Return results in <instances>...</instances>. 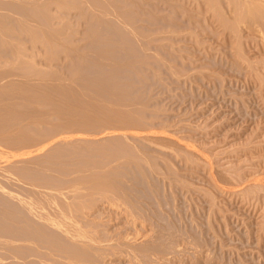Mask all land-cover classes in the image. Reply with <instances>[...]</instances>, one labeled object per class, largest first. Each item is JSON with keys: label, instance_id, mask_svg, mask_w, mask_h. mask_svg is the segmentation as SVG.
<instances>
[{"label": "rangeland", "instance_id": "1", "mask_svg": "<svg viewBox=\"0 0 264 264\" xmlns=\"http://www.w3.org/2000/svg\"><path fill=\"white\" fill-rule=\"evenodd\" d=\"M2 1L5 3L7 1V3L9 2V4H10V2H12V4H15V5H17L16 4V2H17L18 4H21L19 6L20 9L28 1L29 2H33V1L37 2L35 0H33V1H31V0H27V1H24V0H16V1H14V0H10V1L9 0H2ZM13 1H14V3H13ZM43 1L44 2L46 1V3H44V5L42 4L41 5L42 7L38 6L39 9L40 8L42 9L43 6H46L45 4H48L50 2L49 0H42L40 2L43 3ZM47 1H49V2H47ZM53 1L54 2L56 1L58 3L60 0H58V1L53 0ZM53 1L51 0L50 3H52ZM66 1H68V4L70 3V5H74V2H76L75 0H72L73 1V4H72L71 1H69V0H66ZM78 1L81 2V1H85V0H77V2ZM86 1H88V3H90V4L92 2V0H86ZM93 1L94 2L97 1V4L94 3L95 7H96V5L97 6L101 5V6H99V8L102 7L101 10H104L103 7L107 8V6H108L107 4H109L108 7L111 8L110 9L111 11H109L107 15H105L106 13L105 14L103 13V15L105 16V19L102 16L101 20L104 19L108 23V25H110V27H111L110 23L112 22V24H113L112 28H110L109 26H106L107 23L104 24L103 23L104 20L102 21L104 26L103 25L101 26L99 24V26H101V27H99V28L96 27V24L93 23V21L91 20V17L94 16V14H95V16H94V18H95L96 16L102 14L101 13L102 11L101 10H100L101 12L97 11V12H99L98 15H97V13H94L97 9L99 10V8L97 7V9H92L93 10V12H92L89 8L93 5V3L91 6L89 4L90 7H88V5L86 6V4H84V6L88 7L89 10L87 8L86 9L82 8V6H83L82 4L84 2L80 3L81 4L80 9L83 10V13H84V11H85V13L87 12V14H86L87 17H85L86 16L85 13L82 14V10H79V7L74 6L79 11H81V13L78 10H76V8L69 7L70 5H67L69 9H67V8L65 9L64 7L61 8L59 5L55 4L56 3L55 2V3H53V5L51 4L49 8H48L49 4L47 5L48 12L45 11V14L49 13V9L53 10L54 14L52 12V14H53L52 17H55V15H56V17H55L56 20L54 18H53V20H52V18H50L51 14L45 15L42 13L43 15H45V17L43 19V16L40 15L41 12H43L41 9H40V11H41L40 14H38L39 18L37 16L36 17L37 20L35 19V17H33V19H35L37 22H39V21L41 22L45 19L46 20L48 19V21H49V18L51 20L50 22H52V23L54 21H56V22H54V24H56V25H53L50 22L48 23L50 25H48V24L44 25V26H48V27H50L52 25L53 26V27L51 26L52 31L54 29L56 30V28H54V27H57V29L59 27V30L61 32L63 31L64 28L66 29L65 32H68L69 30L75 31L74 33L72 32V34H73L72 36L70 34H67V33H66L67 36L65 34L61 35V33H60V35H61L60 38H63L62 36H64V35L66 37H68V35L71 36L70 38L69 37L66 38L64 36V38H66L68 41L70 39V41L73 44L77 43V46L78 47L80 46L79 48H81L83 46L85 47L86 45H89V43L85 44V42L89 41V40L88 41L86 40V36H88V34L90 33L88 30L89 28L93 27L92 29H94V26H95L96 29H98L97 31H101V29L104 28V29H102L101 34L98 33L97 31L95 32V30H94L95 34L98 33L100 35V36H98V34L96 35V40H98L97 37H100V38L104 37V39H103L104 43L102 42V44H99L100 43L99 42L97 44V45H101V46H97V45L92 46L93 44L95 45L96 44L95 42H98L100 39L98 41L94 42L93 40H95L94 39L95 36H93L94 37L93 38L91 35H89L90 38L91 37L93 38V40L91 39L93 43L90 40V44L92 43L90 50L95 49V51H96V50H98V47H100L97 52L100 51L99 54L101 53V55H102L104 50H106V52H104V53L107 54L108 51L113 53V51H114L113 49L116 48L115 53H113V55L111 53H109L110 57L108 59L113 58V60L112 59L111 60L114 62V64H117V66L119 64V66H120L118 68L114 67L116 70V73L120 74V77H117L119 75L115 74V70H114V74H115L114 76L117 75L115 79L117 81H119L120 83H122V84H120L118 82L120 85L123 86L124 83H125V85L123 86L124 91L121 92L123 89H121V90L118 89V93L121 92V94H124V92L127 90V92H125L126 94L129 93L130 94V95L128 94L129 96L132 97V95H133L136 100H138V101L141 100L140 102H142V103H140L139 106H141V104L145 105V103H147L146 106H148V107H146V106H144V107L147 108V110L149 109L148 111H151V113L147 112V115H145L146 111L144 112L143 107H142L141 110L143 112H141V110H140V112L145 117L143 119H145V121L147 120L148 124L151 122V128H153L152 130L155 129V130H157L156 131L157 133H160L161 142H163L166 147L170 145V147H173V148H169V147L166 148L164 146L160 147L159 145L154 146L151 144L149 146H146L145 143H142L145 145L144 146V145L140 144L141 142H139V141H136L134 139L131 140L130 139L131 137H129L130 141H132L130 143L133 144V147H131V149H129L130 143H126L129 140L128 138H127V140H124L125 138L122 137L123 140L126 142L121 141L120 138L116 139L117 136H116V138H113L117 141L113 140V142H111L112 139H110L109 136L106 137L108 139L106 141H105V139L99 140L101 142L104 141L103 143L106 142L109 146H110V144H109V142H107L109 140L111 143L116 142L117 145L121 141V144L123 143L125 148L127 147L126 152H127V149H129L128 152L130 151L129 152L130 154L127 152L129 154V156L133 155L132 158H130L128 155L126 156V153L124 151H122L123 146L119 147V150L122 148L121 153L124 152V153H122V157L126 156V157H128L129 160L130 159L133 160L134 155H136V154H135V152L131 153V151L137 147H138L137 149L139 151L136 153L139 154V152H140L144 156L143 157L144 159L146 157V159L143 160L140 158L141 154H139L140 155L139 158L137 157L138 156V154H137L136 157L138 159H136V157L134 158V160H136L135 163H134V161L131 164L128 163L129 166H125V168L120 167L121 170H119L117 168L121 165L122 166L127 165L126 163L124 165L122 163L123 161H126L127 158H126V160L121 159L122 160L120 162L121 165L118 164L119 166H117V167L115 166V164L114 165L112 164L113 162L111 164L114 167H112V165L110 163H109L110 166H108V164H106L108 169L106 168V166H105V169L108 172L110 171L109 169H111V168L113 169L115 167H116L115 169L119 170L118 172H116L117 170L113 169V170H115L114 172L117 174H115L113 171H110L111 173L112 172L114 173V175L112 174V176L117 178L115 181V184L113 185L114 186L113 188L118 192V194H116L114 197L112 196V193H116V191L111 192L110 193L111 195L109 194V196H112V198H115V201L117 200L115 202L116 204H114V206H113V204L109 203V202H111L110 200H107V198L109 199L111 197L108 196L102 200L100 197L101 194H99V193H96V194L94 193V195H93V193H91L92 194L91 195L90 193H88L86 191L85 192L82 191L84 194H81V196L78 195L80 197L76 196L77 199H79L77 201L80 202L82 200L80 202V204L83 205L82 207H84V209L83 210L81 209V211H83V213L85 212L88 214V216L86 215V220H87V217H90L91 219L88 218L89 222L91 220V223H92V221L95 220L94 221L95 224L98 225L97 226L98 228L96 227L97 228V232H96L97 235L96 236L103 235L102 239L106 237V239H104V240L107 242H104V244L106 243L107 245L105 244L106 245L105 246L103 244L104 246L103 245L102 246L104 248L101 246L105 250V252L102 253L103 249L100 248V249H102V251L99 254L98 253L99 251L97 252L96 249H94V250H96V252L91 250V249L96 248V247H93V246L89 247L91 245H89V246L86 245V247H88L89 249L91 248L90 251L89 252L85 251V249H87V248H84L85 246L84 247L81 246L82 248H84V250L81 249V253H79L80 251H78V253H79L78 254L76 252L79 249H78V247L76 248V245L75 246L71 245L70 241L63 239L65 237H63L61 234H58V235L54 234V233H58V232L52 231L53 232L52 233L51 232L52 229L50 230V228H48V230L50 232H46L48 234L47 240H49V236H50V237H52V238H50V240L52 239L53 241L52 240L48 241L47 245L48 246L49 245L50 246L56 245L57 247L55 246V248H57V249H61V247H62V249L64 247L72 249L68 252V255H69V253L70 254L73 253V255L75 254L76 256L78 255L79 259L77 257L76 258L78 260H80L78 262V260L76 259L77 261L76 260L75 261L77 263L73 260L74 261L73 264H75V263L76 264H264V49H263L264 46L262 45L263 43H261V42L259 43L258 42L259 40L256 41V39L252 40L255 37L247 29H244L245 33H247V34L241 33V31H240L239 33H241V36H240V34H239V36L242 37V38L239 37L240 41H241L240 45L242 44V46H240V47H242V51H243V52L242 51L241 52L244 53V56L240 55V57L242 56L243 59L246 58V61L242 62L243 61L242 58L239 57V54H242V53H240L239 52L240 50L237 49V46L234 45V44H236V42L233 41V39H235V37H232V36H234V35H232L234 33H232V34L230 33L231 30L229 31V29H228L229 27L227 28L228 30H225V29H222L223 27H220L222 25H219L220 21L218 20L217 17H219L220 14H222V11H224V12L228 11L227 10L228 6L226 5V3H224V0L222 1L223 4L220 3V6H219L221 9V13L216 12L217 10L219 11V8L217 7L219 2L218 1L215 2V0H209L210 2L208 0H198L200 3L197 0H157V1L156 0H139V1L135 0L136 2L133 0H127V2L125 0L124 1L122 0V3L125 5H122L120 3L121 0H119V1L118 0H108V1L107 0H105V1L99 0L100 2L98 0H93ZM116 1H117V3H116ZM140 1H142V2H140ZM23 2H25V3H23ZM38 2L35 4L40 5V4H38ZM77 2H76V4H77ZM104 2L105 3L108 2V3L105 4ZM143 2H145V3H143ZM85 3H87V2H85ZM115 3H116V5H115ZM136 3H138V4L141 3L142 4L141 8L139 7L140 5L139 6L136 5ZM26 4H28V3H26ZM29 4L31 5V3H29ZM132 4H134L136 7L138 6L139 8L138 7L135 8V6ZM143 4H144V6H143ZM153 4H154V6H153ZM162 4L164 7L162 6ZM30 5H26V8L28 6L30 7ZM32 5H33V3H32ZM148 5H149V7H148ZM171 5H172V7H171ZM221 5H223V7H224V5L226 6V7H224V8H226L225 9L226 11L223 8H221ZM110 6H112V7H110ZM178 6L180 7V9ZM4 7H5L4 9L2 7V11L3 10L8 11L9 8L7 9V5L6 6L4 5ZM17 7H18V5H17ZM132 7H134V9ZM159 7H161V8H159ZM14 8H16V6ZM14 8H12L13 9L12 11L16 12V9H14ZM164 8H165V10H164ZM166 8L169 10V15H166V14H168V12H165V11H168V10H166ZM210 8L211 9L215 8V9H212V11H210ZM55 9L59 10V12L60 11L63 12V10H64L63 13L60 12L61 14H59L62 16L61 19H60L59 15L57 16L58 13L56 12L57 10H55ZM108 9H107V11H108ZM123 9L126 11L128 10L131 13H135V12L140 13V14H136V13L131 14V17H130V19L132 17H134L133 20L135 21L137 19V22L139 21V23H137V22L135 23L132 20V22H134V24H132V22H131V24H128V25H130L131 30L137 29V28H134V26L138 27V30L140 29L139 32L137 30L135 31V33L138 32L137 34H140L143 31V29H146L149 32V30L152 29L153 26L155 25L154 23H156V25H155L156 27L154 26L153 30H155V28H159L163 24H166L168 21L172 22L171 18L173 16L174 17L172 19H175V20H173V22L174 21L177 22L176 19L177 20L179 19L180 21H178L176 23V24H178L179 22H181V23H179V26L178 25L176 26L173 23H172V25H174V26H171L170 25L171 23L170 24L167 23L166 24L167 27H166V25L165 26L163 25L164 27H166L165 28L166 31H165V29H162L165 32H163L162 30H161V32L166 33L168 25H169V27H172L173 30H176L174 33L171 34L172 37L174 38L178 32H179L178 35H180V30H181L182 31V35L180 36L181 38L177 36V37H175L176 39H173V38H171V35H170L169 37L172 40L168 36H167L168 40H166V35L170 34V31H168L169 33L167 32L166 35L165 34L163 35V36H165L164 37L165 40H164V38L160 39L161 37H163L161 35V32H160V34L158 33L159 35H161L160 38H158V36H157L158 34H154V32L157 33V31H159L157 29L155 31H152V30L150 31V32H153L152 35L153 34L156 35V38L154 36L150 37V38H152V39L154 38L153 40H155V41H156V39L157 40L160 39L159 41L164 40V41L168 42V44L166 42H165V44H164V42H162V44H161L159 41H156L153 43V42H151L153 40H149L150 39L149 37L147 40V41H150V44H152L153 47L155 46V43H157L156 45H159V47L161 44L162 47H160V49H163V48L165 49V46L167 45V47H166L167 51H165V52L168 53L170 50V52H169L170 54L171 53H173V54L176 53V54L175 55L172 54V56L170 57L169 53L168 54L165 53V57H164V51L161 50L160 52L162 53V56L164 58L162 56H160L163 59V60H161V58L158 55L157 57L160 58V60H159L157 57H155L156 55L155 56L153 55L156 52L152 54V53H148L146 51V50H148L149 52L154 51V49H150V48H152V46L151 45L148 46L149 45V43H148L147 46L149 47V49H146L147 48L146 46H142L143 48L145 47L144 51L147 52V54H145L146 52L144 54L145 55L149 54V57L152 58V60L155 63H157L158 66L157 65L152 66V68H151L148 65H151V64L155 65V63H153V61L149 63V61L143 60L142 56H141V59L140 58L136 59L137 56L133 57V54L138 55V57H140L139 56L140 52L137 50H139L142 47L139 44L138 45L140 47H137L138 45L135 46L137 44L135 42H137V41H133V40H136V38L139 37V40L141 41L142 38L140 35H143L145 40H146L147 39L146 36H148V35L145 36L144 33H147V31L145 30V32L143 31L142 34L137 35L138 37H136V35L132 34V32H134V31L130 32L132 34V36H127V35H129L128 32L130 31L129 28L127 29L128 25L125 28L123 27L124 29L122 30L123 33H124V31H126L124 33L126 38H124L122 36L123 34L120 33L121 30L119 29V34H121L120 36H122L124 38V41L122 40L123 42L121 41L122 42V43H120L121 45L118 44V46L115 47V45H117V44L115 43V45H114V42L112 43V41L114 38L117 37V39H118L117 43H119L120 36L118 38L117 31L115 30L116 25H114L115 22L113 23L114 19L110 16H112L111 14L113 12L118 11L120 13V10L122 11ZM142 9H144V10L147 9L148 11L149 10L152 11V9H153L154 12L150 11L153 15L157 12L156 15H154V16L151 15L153 21H156V20H154L155 17H157L156 19H158L159 17L161 18V16L164 14H165L164 16H168L169 18L167 17L165 19L164 16H162V19L164 18L166 20L164 22H166V23H164L163 21H162L163 22L162 23L160 21L162 23L160 25V23L158 21L153 22L152 20H150V18H148L149 17L148 15H146L147 17L145 18V14L144 15L142 14L143 13ZM21 10H25L24 7ZM21 10H19L18 13ZM51 10H50V13H51ZM105 10H104V12H105ZM112 10H114V11L112 12ZM162 10H163V12H162ZM207 10L210 13L212 12L211 14H213V12H214L213 10H215L216 15L213 14L214 18L211 16V14H209V12ZM5 11H3V12L6 13ZM126 11H124V13H122V15L118 14L117 15L118 17L121 16L119 18L117 16H114L115 13H113L114 18H116L115 19L116 24L119 21V19H121V20L123 19V21H127V19L129 20V16H130L129 14L130 13L128 12L129 14H127V13H125ZM146 11L144 13H146ZM174 11H175V14L172 15ZM110 12H112V13L109 14ZM159 12L160 13L162 12L161 13L162 15ZM185 12L186 13L189 12V13H187L188 15ZM91 13L93 15L90 17ZM18 15H20V13ZM136 15H138V16L136 17ZM139 15L144 16V17L143 18L139 17ZM157 15H161V16H157ZM171 15H172V17H171ZM182 15H184V16H182ZM190 15H192V16H190ZM179 16H181V17H179ZM188 16H190V17H188ZM215 16H216L217 20L215 19ZM222 16L224 18L223 14H222ZM187 17H188V19H187ZM26 18L28 20V17H26ZM62 18H64L65 21L66 20H69V21L65 22ZM96 18H95V21H96ZM100 18L98 21H100ZM140 18L144 19L145 21H146V19H149L150 21H152L151 23L154 25L151 26L152 28L151 27L149 28L148 23H146L148 21L145 22ZM160 18L158 20H161ZM225 18H226V16H225ZM168 19H170V20H168ZM35 20L32 23L35 22L36 25H38V26L43 24V23L37 24V22ZM61 20H63L64 22ZM58 21L59 22L61 21V24H59ZM98 21H96L97 24L99 23ZM123 21H120V26H119V23L117 24V28H121L122 26L126 25L127 22H123ZM140 21H143L142 24ZM188 21H190V22L188 23ZM57 22H58V24H57ZM62 22L64 24H62ZM185 22L188 23L189 25H187ZM217 22H218V24H217ZM157 24L160 26H158ZM190 24H192V25H190ZM197 24L200 26H198ZM131 25H134V26L131 27ZM140 25H142V27L143 26L144 27L142 28ZM181 25L184 27V29L182 28ZM60 26H62V27H60ZM63 26H64V28H63ZM66 26L69 27L68 30H67ZM105 26H106V28H105ZM147 26L149 29H147ZM51 27L49 28L50 30H51ZM199 27H200V29H199ZM179 28H180V30H179ZM159 29H161V27ZM173 30L171 32H173ZM244 30L242 32H244ZM150 32L148 34H150ZM174 34H176V35L174 36ZM242 34H244L245 36L243 37ZM249 35L253 38L252 39L249 38L250 37ZM133 36L135 37V39L133 38ZM110 37H112V39H110ZM127 37L128 38L131 37V39L130 38L128 39ZM76 39L77 40L80 39V41L78 40V42H76L75 41ZM125 39L128 42H125L126 41ZM250 39H251V41H256V42L250 43L251 42ZM130 40H132L135 43L134 44L131 41L132 42L131 46L137 47V49L135 51H133L134 50V49H132L133 47L130 46V42H129ZM246 40H247V42H246ZM248 40H249V43H248ZM140 41H138V42L141 44ZM242 41H244V44ZM71 42H69V43H71ZM195 43H197V45ZM257 43H258V46L256 45ZM27 44H28V42H27ZM78 44H81V45H78ZM103 44H105L106 46L105 45L103 46ZM163 44H164V47H163ZM259 44H260V46H259ZM39 45L40 46L38 47V44H37L35 51L37 52V49H39V48H40V50L42 49V52L41 51H38V52H41V55L43 56L45 53V52L43 53L44 49L42 48L41 44H39ZM142 45H144V44H142ZM261 45L263 48L261 47ZM119 46H121V48H119ZM103 47H107V48H103ZM157 47H155V51H157L159 49V48L157 49ZM234 47H236V48H234ZM89 48H90V46H89ZM122 49L125 51H123ZM235 49L239 50L238 54H237V50H235ZM86 50L89 51V49H87V48L82 49L83 52ZM87 51H86V53H88ZM120 51H122V52H120ZM128 51L130 53H128ZM92 52L93 51H90L88 53L89 55H91L90 57L94 56V58H92V59H94L95 61H98V59H100L102 61L103 56L100 55L102 58H99L97 55L98 53L93 52V53H96L95 54V55H97L96 56L97 58H96L94 54L93 55L90 54ZM160 52L158 51L159 54H160ZM62 53L61 54L59 53L60 54L59 55L60 61L57 59L58 61L55 60V62H54V60H53V62L56 65H58L61 62V64H59L60 66L62 64H65L66 67L70 68L71 66L68 63L69 61L65 60L66 59V58H64L65 54L64 53L62 54ZM116 53H117V55H116ZM118 53H122V56L119 57L120 54L118 55ZM127 53L130 54V56L127 55ZM123 54L126 55L124 61H122V59H121L124 57ZM41 55H38L39 57H36V60H38L40 62H44V60H47V62L49 61L48 59H46V56L49 55L48 53H47V55L45 54L44 57H41ZM62 55H64V56H62ZM142 55H143V53H142ZM150 55H152V56H150ZM60 56H61V59H60ZM145 57L147 58L148 56H145ZM149 57L147 59H150ZM156 58L160 61V63H158L159 61L158 62L156 61ZM165 58H166V60H164ZM62 59L64 61H62ZM103 60H105V59L103 58ZM167 60L168 61H171V60L174 61V62H169V64H170L169 66H171V67L175 66L174 68H176V70L178 69L177 70V71H179L178 76L173 77L174 75H177V71L174 70V68H171L168 66ZM76 61H78V59H76L75 62ZM101 61H99L100 66L103 65L102 63H100ZM128 61L130 64H131V62L132 63L134 62L133 65L135 64L137 67H135V65L133 66L132 64L129 65ZM141 61L142 62L145 61L148 64H146L145 62H143V63H145V64H143ZM161 61H166L167 64L165 62H162V64L163 65L166 64V67L168 66L169 69H171L173 73H175V71H176V73L175 74H173L172 72L170 73L168 71V69H166L167 72L165 70H163L166 67L164 65L163 67H165V68L162 69ZM88 62H92V61H88ZM103 62H105V64H106V62H108V61L106 59ZM124 62L126 64L127 63L128 64L123 65V64H125ZM178 62H179V64H178ZM139 63H141V65H139ZM171 63H173V64H171ZM174 63H175V65H174ZM59 65H58V67L61 68L59 70H61L63 72L61 74V76L64 78L67 77V79H68L69 78L67 76L68 74L66 73V76H64V75H65V72H67L69 69L65 68L63 66L60 67ZM62 67L64 69H67V70L63 69L65 71L64 72L62 70ZM91 67L93 68V64L90 66V68ZM96 67H98V65L95 66L94 68H96ZM130 67H132L131 70H133V71H130ZM140 67L142 69H140ZM90 68L89 67L86 68V72L88 71L87 72L88 74H89V71H92L94 69L93 68L90 70ZM154 68H156V69H154ZM97 70H99V69L97 68L96 72H97ZM61 71L60 72L58 71V72L61 73ZM93 71H95V70H93ZM93 71H92V73H93ZM104 71H107V70H104ZM104 71L101 70L99 73H102V72L104 73ZM135 71H136V73H135ZM144 71L145 72L147 71V72L145 73ZM156 71H157V73H156ZM70 72L71 71L69 70L68 73H70ZM107 72L104 74L107 75ZM110 72L112 73V71H109L108 75H111ZM152 72H154V73H152ZM158 72L160 73V75ZM148 73H149V75H148ZM165 74H168V77ZM172 74H173V76H172ZM69 75H72V74H69ZM93 75H95V73H93ZM93 75H91V76H93ZM132 76H133V79H132ZM71 77L73 78V76H71ZM170 77H171V79H170ZM160 78L164 79V81H161L164 84L159 82ZM175 78H176V80H175ZM147 80H149V81H147ZM128 82H130V83H128ZM144 84H145V86H144ZM164 85H165V87H164ZM120 88H122V87H120ZM134 89H137V90H135V92H134ZM131 91H133V92H131ZM138 92H139V95H138ZM135 93H136V96H135ZM134 98L132 99L133 102L130 100H127V101H130L131 107H132V104L136 101V100L134 101ZM145 100H147V101H145ZM150 101H152L153 103ZM138 103H137V105H138ZM134 105H133V108L135 107L136 109L135 108L134 109L137 111L139 106L137 107L136 103ZM131 107H130V109H131ZM133 108H132V111H133ZM135 113H138V111ZM142 114H140V116ZM153 124H155V125H153ZM162 127L163 128L165 127V128L163 129ZM99 136L101 137L102 135H99ZM99 136H98V138H100ZM79 141H81V140H79ZM79 141L74 142V143H76V146L73 145V142H71L72 144H70V145L69 144L63 145V146H67V148L69 146L68 149L66 148V150H67L66 153L64 151L65 149H62V147L60 146V148H61V150H63L65 156H67L68 152H70V154H71V150L73 148L75 149L77 146H78V148L80 147L79 149L81 151V145L80 144L84 143L85 140L82 143L80 142V144H79ZM88 141L85 142L86 145L88 144ZM135 141L138 144L135 143ZM95 142L97 143V141H95ZM101 142L99 144H97V147L100 144L102 145ZM96 143H95V148H96ZM124 143L127 144V146ZM134 143L136 145L135 147H134ZM91 144H94V141H92ZM91 144L89 141V144H88L89 146L88 145L87 146L90 147ZM121 144H120V146H121ZM86 145H82V146H86ZM112 145L113 144H111V146ZM115 145L116 144L114 143V145L112 147L110 146L112 149L108 148L109 146L107 147V149H109V153L106 150L105 153L106 152L108 153L106 155H110V151L113 152V150H114L113 153H115V151L118 150V146L117 145L115 146ZM8 146H9L8 144H5L3 142L0 143L1 148L5 147L3 149V151L6 150V147L8 150L9 149ZM71 147H73V148H71ZM86 147H83V148H86ZM100 147H101V150H103L102 148L106 147V144H105V146L102 145ZM100 147H98L99 149L98 148L97 149L100 150ZM93 148H94V146H93ZM125 148H124V150H125ZM137 149L135 151H137ZM76 150H77V148H76ZM78 150L76 153L79 152ZM83 150L88 151L89 149L88 150L83 149ZM92 150L90 152H91V155L93 156L92 153L93 152L95 153L96 149H94L95 151H93V152H92ZM1 151H0V153H2ZM10 151L12 153V150H10ZM118 151H116V152H118ZM7 152H9V150ZM63 152H61V154H60L61 156L63 155ZM73 152H72V155H73ZM98 152L99 151H97V153ZM100 152H99V154L101 157V155L104 154L103 153L104 150H103L102 154ZM192 152H194V153H192ZM81 153H83V152H81ZM121 153L120 152H118V154L115 153V155H113V156L116 157L117 155H119ZM78 154H80V152ZM84 154H86V153H84ZM84 154H81L79 156H84ZM99 154H97V156ZM123 154H124V156H123ZM5 155H7V154H5ZM9 155H7V156H9ZM74 155H75V152H74ZM106 155L103 157H105L108 161L111 156L106 157ZM2 156H3V158H5L4 155H2ZM7 156H6V158H7ZM70 156L69 157L67 156L68 159L72 157V156L71 157ZM67 157L65 160H67ZM89 157H91L90 154H89ZM94 157H93V160L95 158H98V160L95 159L96 162L92 160V162H95V163H98L99 160L101 161V159H102V157L100 159H99V157H95V158ZM120 157H121V155H120ZM36 158L37 157H29L27 159L20 161V163L22 162L21 164H25V166L27 163H30V165L33 164L34 168H35V166H36V168L38 166L40 168L41 165L44 167L45 163H42L41 161L43 159L45 160L46 158L44 156H43V159L40 157V159L38 161L39 162L38 166H37V163H34L35 162L34 160L37 161V159L39 157L37 159ZM60 158H63V157H60ZM105 158L102 159V162H100L99 165H101L102 163H104L106 161ZM81 159H82V157H81ZM86 159L88 160V158H86ZM86 159L84 161L85 163H86ZM90 159H92V157ZM90 159L88 160V163H86V165L89 164V166H90L93 164L90 161ZM62 160L64 161V159H62ZM62 160H60V161H62ZM83 160H84V157H83ZM83 160H81V162ZM111 160H112V158H111ZM111 160H110V162H111ZM129 160H127V161H129ZM4 161H5V159H4ZM4 161L2 162V163H4L3 167L0 165L3 168V170L5 168L4 171L1 170L2 171L1 173L4 172L3 174L11 175V172L13 171L14 173L12 172L11 176H15V170L17 172L21 171L22 170V169H20L21 167L24 168L25 171L28 168L27 172H25V173H28L30 175L31 174L35 175V174H38L40 172H41V174L44 173V172H42L44 170L43 167L41 168L42 170L40 169L41 170L40 172L36 173V171L39 170V168H37V170H35V171L33 170L34 171L33 172L32 169L29 167V164H28L27 168L24 167V165H18V167L20 166L19 167L20 170H19V169H17L18 167L12 168L13 167L12 163H11L12 167H10V165H9L10 163L7 164V162H6V164L8 165V166H6ZM89 161H90V163H89ZM31 162H33V163H31ZM40 162L42 164H40ZM20 163L17 162V164H20ZM17 164L15 163L14 166L15 165L17 166ZM33 165H31V167ZM5 166L9 167L12 171L9 170V171H11L10 173L8 171H6V169H9V168H6ZM89 166H87L88 168H87L86 172H88V171L90 172L92 170V168L95 169V167H96V166L95 167L92 166V168L90 167L91 170H88ZM102 166L104 169V164L101 165V169H102ZM1 167H0V169H1ZM55 167H56V165L54 166V168ZM57 167L59 168L58 165H57ZM81 167H83V165ZM84 167H85V165H84ZM99 167L97 170L100 169ZM109 167H111V168H109ZM29 169H31L32 173H30ZM83 170H86V169L83 168ZM22 172H24V170L21 171L20 173L23 174ZM92 172H94V171L92 170ZM96 172H94V173L98 174V172L97 173ZM121 172L122 173L124 172L125 174L124 173L122 174ZM48 173H46V174H48ZM94 173H92V174H94ZM103 173H106L105 170L101 174H103ZM41 174H40V177L46 175L45 173H44V175H41ZM88 174H91V172ZM99 175H100V173H99ZM36 176H38V175H36ZM112 176H110L111 179H112ZM1 177L2 176L0 175V178ZM5 177H6V175H5ZM5 177L3 175V178H5ZM15 177H13L14 180H15ZM9 178H10V176H9ZM10 179H8V180H10ZM114 179H112V182ZM1 180H0V185L3 182V179H1ZM5 180L7 181V179H5ZM14 180H13V182H15ZM10 181L8 182L9 184H10ZM29 182L31 183V181H29ZM15 183L14 184L11 183V184H13L16 187L17 184L15 185ZM6 184H7V182H6ZM8 185H4V186H7L6 188L10 187L9 189L13 190L12 188L14 186L11 187V185H9V186ZM1 187H2V185H1ZM1 187H0V189L5 190V188H3V187L1 188ZM17 188H18V186H17ZM19 189H20V187L18 188V190ZM13 191H16V190L14 189ZM1 193L3 194V191ZM86 193H88L89 196H87ZM3 195H2V198H3L2 201L4 200V198H5V200L6 199L8 200V198H6V196L5 195L3 196ZM0 198H1V194H0ZM12 200L11 199L8 200L9 205H8V203H7V205L4 204L7 201L2 202L0 200L1 212H3L2 210H5L7 212L13 211L12 213H13L14 217H13V215L11 217V215L9 214L10 215L9 220L11 219L10 222L15 221L14 222L15 224H19L20 222H21L20 224L25 223L24 226H26L27 223L28 224L29 223L35 224L36 221H34V222L32 221L33 218H31V216L27 212L23 211L24 209H22L18 203H15L16 200L14 201L15 204L10 202ZM107 202L111 205H108ZM104 203H106V204H104ZM3 206H4V208L8 206V208L4 209ZM18 206L21 210L18 208ZM6 209H9V210L11 209V210L8 211ZM100 211L102 212V214ZM15 213L16 214L18 213L19 216L17 214L18 217H16ZM25 214H27V215H25ZM0 215H2V214L0 213ZM101 215H102V217H101ZM130 216L132 217V219ZM25 217L28 218L30 221L27 219V222H26ZM22 219H25V220H23L25 222L22 223V221H21ZM108 219H110V220L108 221ZM86 220L84 219L83 221H86ZM2 221H3V218L2 219L0 218V223ZM133 221H134V223H133ZM16 222H19V223H16ZM37 224H40L39 227L41 226L42 229L45 228V226L43 227V224H41L40 222H38ZM0 225H2V224H0ZM1 227L3 228V225ZM30 227H32V225ZM35 227H36V224H35ZM18 228H20V227H18ZM24 228H23V230H24ZM27 228H29V227H27ZM27 228H25V234L28 235L27 236L28 238H30L31 236H29V234H27V233H30V231L26 232L28 230ZM34 229H35L34 230V232H35L39 228L37 227V229L36 228H34ZM39 230H38V233H39ZM45 230L46 229H44V231L42 230L41 232L45 233ZM5 231H7V230H5ZM17 232H20V231H17ZM23 232L24 231H22V233ZM22 233H19V236L25 235V234L22 235ZM35 233H37V231ZM35 233H33V230H32V234H35ZM50 233L54 234L55 236L49 235ZM93 233H90V234H93ZM37 234L33 235L31 238H33ZM39 234L41 236L40 237L37 235L39 238H42V236L45 237V235H47V234L42 235L41 233H39ZM56 235L58 237L59 236H62V237H59V239H58V237ZM25 236H24V238L23 237L22 238L25 239ZM55 237H57V238L53 239ZM45 239H46V237H45ZM25 241H26V239H25ZM62 241H66V242H62ZM49 242L50 243L55 242L58 245L54 244V243L50 244ZM23 243H25V242H23ZM108 243H110V244H108ZM34 244H35V242H34ZM34 244H32V245H34ZM65 244H66V246H65ZM70 246L74 247L76 250H74V248H72ZM58 247H60V248H58ZM107 247H109L111 249H108ZM32 249L33 248H31L29 251L27 249H24L27 251L23 250V252H25L23 254H25V256H28V257L29 256L34 257L33 254H31V253H36V254L39 253L40 248L39 249L35 248L33 250L36 252L32 251L30 253V251ZM42 249H43V247H42ZM42 249L40 250L41 254H43V252H44L43 250H45V248L43 250ZM106 249H108L109 251L106 252ZM73 251H75V252H73ZM83 251H85L87 253H84ZM108 252H110V253H108ZM27 253H29V255ZM41 254L39 253L36 256L41 259V257H42ZM101 254H103V256L100 257ZM104 254H106L107 256L106 255L104 256ZM39 255H41V257ZM71 256H72V254H71ZM54 257H55V259H54L55 261L54 262L52 261V263L50 262V264L56 263V260H59V262H60L61 259L62 260L64 259V258L59 259V257L53 256V258ZM73 258L74 257H72L71 260L70 259L69 260L72 262ZM26 259H28V258H26ZM33 259H35V258H33ZM40 259H38V260L40 261ZM25 260H24V263L27 261V260L26 261ZM65 260H66V258H65ZM69 260H67L68 263L70 262ZM22 261L20 262V264L23 263ZM28 261H29V259H28ZM30 261H31V259H30ZM34 261H36V259ZM39 261H37V262L40 263ZM59 262H57L56 264H60ZM64 262L65 261H61L62 264ZM29 263H31V262H29ZM29 263L27 262V264H29ZM33 263L36 264V262H33ZM33 263H31V264H33ZM68 263H66V264H68ZM0 264H1V262H0Z\"/></svg>", "mask_w": 264, "mask_h": 264}, {"label": "bare ground", "instance_id": "2", "mask_svg": "<svg viewBox=\"0 0 264 264\" xmlns=\"http://www.w3.org/2000/svg\"><path fill=\"white\" fill-rule=\"evenodd\" d=\"M14 1H16V0H14ZM14 1H13V3H14ZM24 1H27V0H24ZM31 1H33V0H31ZM35 1L38 2L39 0H35ZM40 1H42V0H40ZM49 1L51 2V0H49ZM49 1H47V2H49ZM69 1H71L72 4H73V1L72 0H69ZM75 1L77 2V0H75ZM125 1L127 2V0H125ZM133 1H135V0H133ZM217 1L219 2V4L217 3L218 4L217 7L219 8V11L216 9L217 10L216 12L221 13V9H220L219 6H220V3L223 4V2H222L223 0H221V1L220 0H215V2H217ZM37 2H34V1L33 2H29L28 1V2H26L28 4H26L25 2H23L26 5H30L29 3H31V5H30V7L28 6L26 8V5L24 4L25 6L23 5L22 8L24 7L25 10H21L22 8L20 9V7H19L21 4H18L17 2H16V4L18 5L19 8L17 7V5L12 4V2H10V4H9V2L7 3V1L5 3L2 0H0V6H1L0 7V10L1 11H2V7H3V9L5 8L4 5L5 6L7 5V9L9 8L8 11L3 10L6 13H4L3 11L2 12L0 11V141L3 142V143H5V144H8L9 145L8 146L9 147V149H8L9 152H7L8 151L7 150V147H6V150L7 151L6 150L3 151V149L5 147L4 148H1L0 147V151L2 150L1 151L2 153H0L1 154L0 155V158H1L0 161L2 160L0 162V165L3 167L4 163H2V162L5 159V161H4L5 164H6V162H7V164L10 163L9 164L10 167H12V164H13V167L12 168H14V167L17 168L18 165H24V167L27 168L28 167V164H29V167L32 169V171L33 170L35 171V170H37V168H39V166H38V163L39 162L38 161H39L40 157L43 159V156H44L46 159L45 160L43 159L41 161L42 163H45L44 164V167L41 165V167L39 168V170L36 171V173L40 172L42 170L41 169L42 167L44 169L42 172H44L45 174L49 172L45 176H41L40 177L41 172L38 173V174H35V175L34 174H31L30 175L28 173H25V172H27V169L28 168L25 171V169L21 167L20 168V169H22L21 171L24 170V172H22L23 174L20 173L21 171H18L17 172L14 169L15 170V176L17 177L16 178L15 176H11L13 171L9 167H6V166H8L7 164H6L5 167L6 168H9V169H6V171H8L9 173L12 171L11 172V175L3 174L4 172L1 173L2 171L5 170V168L3 170V168L0 166L1 167V169H0V173L1 174L0 175L2 176L0 178V180L3 179V182L1 184L2 187L4 185H8L9 184L8 182L10 180L11 181H10V184L9 185H11V187L14 186L13 184L15 182H16L15 185L17 184L16 187L14 186L12 188L13 190L15 189L16 191L10 190L9 189L10 187L9 188H6L7 186H4L3 187V188H5L6 191L4 189H0L1 190L0 191V194H1L0 200L2 201V199H3L2 198V195L3 194L6 196V198H8V200H10V199L12 200L13 199L10 202H12L13 204L18 203L21 206V208L24 209L23 211L27 212L31 216V218H33V220L32 219L31 220L33 222L36 221V223H35L36 224V227H35V224L34 223L33 224H30L29 223L30 225L27 223L26 226L28 225L27 227H29V228H27L26 226H24L25 223L24 224H20L21 222L20 223L19 222H16V223H19V224H15L14 223L15 221L14 222H10L11 219L9 220V218H10V215L12 217V215H13L12 212L13 211L7 212L5 210H2L3 212H1V210H0V213L2 214V215H0V218L1 219L3 218V221L0 223V224L3 225V228L1 227L2 225H0V229L2 230V231L0 230V262H1V264H17V263L20 264V262L22 260H23L22 262L24 263V260L26 258H28L29 261H28V259H26L27 261L25 260L26 262L24 264H27V262L28 263L29 262H31V263L36 262V264H50V262L52 263V261L53 262L55 261L54 260L55 257L53 258V256L59 257V259L60 258H64L63 260L61 259V261H65L63 264L68 263L67 260H69V259L71 260V258L74 257L72 259V262L69 260L71 262V263L70 262L69 263L70 264H73L74 261L78 258V255L76 256L74 254L75 255L74 256L73 253H71L72 256H71L70 253L68 255V252L70 250H72V249L65 248V247L63 249H62V247H61V249H57V248H55L56 245L55 246L53 245L54 247L53 246H50V245L49 246L47 245V242L52 240V239L50 240V238H52L50 236H49V240H47L48 234L46 232H50L48 230V228H50V230L52 229L51 232L52 231L53 232H58V233H54V234H57V235L58 234H61L63 237H65L63 239L70 241V244L71 245H74V246L76 245V248L78 247V249H79V250H77L76 253H78V251H80L79 253H81V249L84 250V248H87V249H85V251H88L89 252L91 248L89 249L88 247H86V245L87 246L91 245L89 247H92V246L93 247H96V248H93L91 250H93L94 252H96V250H97V252L99 251L98 253L100 254L101 251H102V249L104 248L103 246L106 244V243L104 244V242H107V241L104 240V239H106V237L102 239V236L103 235L96 236L97 235L96 232H97V228H98L97 226L98 225L95 224V222H94L95 220H93L92 223H91V220L89 222L88 218H90V217H87V220H86V215L88 216V214L85 213V212L83 213V211H81V209L83 210L84 207H82L83 205L80 204V202L82 200L80 199L81 200L80 202L77 201V200H79V199H77V197H80L81 194H84L83 192L86 191V192H88L90 194L93 193V195H94V193L95 194L96 193L101 194L100 197L103 200L105 197H108L111 192L116 191L113 188L114 187L113 185L115 184V181H116L117 178L114 177V176H112V174L114 175V173H115L114 171L117 170V169L121 170L122 167L125 168V166H129V164L133 163V161L135 163L136 160H134V158L138 154L136 152L139 151L137 149L138 147L137 148H134V150L131 151V153L132 152H135V154H136V155H134L133 160L130 159L132 162L128 159V157H126L127 155L129 156V154H130L129 153L130 151L128 152V150L131 149V147H133V144L130 143V142H132V141H130V139L131 140L134 139L136 141H139V142H141L140 144L145 143L146 146H149L151 144V145H154V146L155 145L156 146L159 145L160 147L161 146L166 147L165 144L163 142H161L160 133H157L156 132L157 130H155V129L152 130L153 128H151V122L148 124L147 123V120L145 121V119H143L145 117L143 116V114L141 112H143V111L145 112L146 111V114L145 115H147V112H150L151 113V111H148L149 109L147 110V108L144 107V106L147 105V103H145L143 101L145 103V105L144 104L143 105L141 104V106H139V104L142 103V102H140L141 100L140 101L136 100L134 98V96L131 94L132 97L134 98V101L135 100L137 101V102L135 101L132 104V107H131L130 101H132L133 98L131 96H129L130 95L129 93H128L129 95L125 93V92H127V90L124 92V94H121V92L124 91L123 86L125 85V83L122 86V85H120L122 83H120L119 81H117L115 79L116 76H117V75L114 76L115 74H118L119 76H117V77H120V74L119 73H116V70H115L116 67L118 68L120 66H119V64H118V66H117V64H114V62L112 61L113 58H111L112 60L111 59H108L110 57L109 53H111V52L108 51V53L106 54V53H104V52H106V50H104V51L102 50L103 53L101 55V53L99 54L100 51L97 52L100 47H98V50H96V51H95L94 48H93L94 50H90L91 49V44L93 43L92 42V40L94 38L93 36H95V38H94L95 40H93L94 42L95 41H98L99 39L101 41L99 40L98 42H95L96 44L95 45L93 44L92 46H96L99 42H100L99 44H102V42L104 41L103 40L104 37L103 38L97 37L98 40H96V35L98 33L101 34L102 33V29H104V28H102L101 31H97L98 29H96V27L99 28L102 25L104 26V24L107 23L104 20L105 19V16L103 15V13L104 14L106 13L105 15H107L108 12L111 11L110 10L111 8L108 7L109 6V4H107L108 2L107 3L104 2L105 4L108 5L107 8L106 7L105 8L103 7L104 10L106 9L105 12H104V10H101L102 7L99 8V6H101V5H98V6L96 5V7H95V4H97V1L94 2L93 0H92L91 4L88 3V1L85 0V1H81V2L78 1L77 4H76V2H74V5H70V3L68 4V1H66V0H60L58 3L56 1H55L56 2L55 3L53 1L52 3L49 2L48 3L49 5L48 4H45L46 6H43L42 9L40 8L43 12L40 11V9H39L38 6L42 7L41 5L42 4L44 5V3H46V1L45 2L43 1V3H41V2L39 3L38 2V4H40V5L35 4ZM82 2H84L82 4L83 6H84V4H86V6L88 5V7H90L92 5V3H93V5L91 6L92 8L90 7L89 9L93 12L92 9H97V7H98L99 10L97 9L94 13H97V15H98L99 12H97V11H100L101 10L102 12L101 11L100 12L102 14H100L101 16L100 15L96 16L98 19L95 17L96 18V21H98L99 18L101 17L100 18V21H98L99 23L97 24L96 21H95V18H94L95 14H94V16H92L93 14L91 13V15H90V17L92 16L91 17V20L93 21V23L96 24V27L94 26L95 25L94 24L93 25L94 26V29H92L93 27H91V28L88 29L90 33L88 34V36H86V40L87 41L89 40V41L88 42H85V44L86 43L87 44L89 43V45H86L85 47L83 46V47L79 48L80 46L78 47L77 46V43H74L75 44L74 45L70 41V39H69V41L66 39L68 37L70 38L73 35L72 32L74 33L75 31L69 30L70 31V32L68 31L69 33L68 32H65L66 29L64 28V26H63V28L65 30L63 29L62 32L59 30V27H58V29H57V27H54V28H56V30L53 28L54 30L52 31V27H53L52 25H51L52 27L50 26L51 27V30L49 29L50 27L44 26V25H47L51 21L50 18H52V20H53V18L55 19V17H56V15H55V17H52V15L54 14V12L51 9H49V13H46L45 14V11L48 12L47 9L50 7L51 4L53 5V3H55V4L59 5L61 8L64 7L65 9L66 8L69 9L67 5H70L69 7H71V8H73L74 6H76V7H79V10H82V9H80L81 8V4L80 3H82ZM85 2H87L88 4L85 3ZM140 2H142V1H140ZM32 3H33L34 6L32 5ZM116 3H117V1H116ZM116 3H115V5H116ZM120 3L122 5H125V4L122 3V0H121ZM143 3H145V2H143ZM224 3H226V5L228 6V8H227L228 11L227 12L222 11V14L224 15V18L222 16V14H220V16L217 17V18L220 21L219 25H222L220 27H223L222 29H225V30H228L229 29V31L230 30L232 31V32L230 31L231 34L234 33V34H232V35H234L232 37H235V39H236V40L233 39V41L236 42V44H234V45L237 46V49L240 50L239 51V50L235 49V50H237V54H238V51L240 53L243 52L242 51V47H240V46H242V44L240 45V42H241L240 41V38H242L240 36H241V33L247 34V33H245V30L244 29H247L248 31H250L253 34V36L255 37V38H253V37H251L249 35L250 36L249 38H251V39L253 38L252 40H255L256 39V41L259 40L258 42L259 43L260 42L263 43L262 45L264 46V0H224ZM89 4H90V6H89ZM154 4H153V6H154ZM47 5H48V8H47ZM132 5H134V4H132ZM136 5H138V6L140 5L139 7L141 8V5L142 4L141 3L140 4L136 3ZM15 6H16V8H14ZM83 6H82L83 9H86V8L88 9V7L84 6L85 7L84 8ZM143 6H144V4H143ZM162 6H163V4H162ZM76 7H74V8H76ZM110 7H112V6H110ZM137 7L135 6V8H137ZM148 7H149V5H148ZM171 7H172V5H171ZM224 7H226V6L224 5ZM224 7H223V5H221V8H223L225 10L226 8H224ZM12 8L16 9V12L15 11H12L13 10ZM132 8L134 9V7H132ZM159 8H161V7H159ZM107 9H108V11H107ZM179 9H180V7H179ZM212 9H215V8H212ZM212 9L210 8V11H212ZM19 10L22 11V12L21 11L19 12L20 15H18L19 14L18 13ZM50 10H51V13H50ZM55 10H57V9H55ZM76 10H78V9L76 8ZM143 10L144 9H142V12H143L142 14L143 15L145 14V18L147 17L146 15H148L149 16L148 18H150V20H152V16L151 15H153V14L151 12L153 11V9H152V11L151 10L148 11L146 9L148 12L146 10H144V11ZM164 10H165V8H164ZM166 10H168V9L166 8ZM113 11L114 10H112V12ZM122 11L120 10V13L118 11L113 12V13H115L114 16H117L118 14L122 15V13H124V11H126V10H124L123 12ZM145 11H146L147 14L144 13ZM213 11L215 12V10H213ZM40 12H41V14H40ZM52 12H53V14H52ZM56 12L58 13L57 14V16H58L59 14L63 13L64 10H63V12L60 11L61 13L59 12V10H57ZM79 12L81 13V11H79ZM112 12H110L109 14H111ZM128 12L129 11L127 10L125 13H127V14L130 13L129 14L130 15L129 16V20L127 19V21H123V19L122 20L119 19V21L117 22V24L119 23V26H120V21L127 22L126 25L124 24L125 26H122L121 28H117V24H116V20H115L116 18H114L113 13L111 14L112 16H110V17H112L114 19L113 20V23L115 22V24H114V25H116L115 26L116 27L115 30L117 31V34L118 35L116 33L115 34L118 36V38H119V36L121 34H123L122 36L124 38H126L125 35H124V33L126 31H124V33H123L122 30L128 24H131L132 20L134 19V17H132L130 19L131 14H135V13L136 14H140L139 12L138 13L137 12H135V13L129 12L128 13ZM162 12H163V10H162ZM165 12H168V14H166V15H169V10L168 11H165ZM214 12H213V14L216 15V12L215 13ZM42 13L45 14V15L51 14V17L49 18V21H48V19L47 20L46 19L43 20L44 17H45V15H43ZM84 13H85V11H84ZM84 13H83V10H82V14H84ZM156 13L154 15H156ZM187 13H189V12H187ZM211 13L209 12V14H211ZM38 14H40V15L43 16V19L42 20L46 24L43 21H41V22L40 21L39 22L36 21L37 20L36 17L38 16ZM86 14H87V12L85 13V15ZM174 14H175V11L173 12L172 15H174ZM213 14H211L212 17L214 16ZM141 15H139V17H142L143 18L144 16H141ZM161 15H157V16H161ZM164 15H162V16H164ZM172 15H171V17H172ZM59 16H60V19H61L62 16L61 15H59ZM102 16L104 18L103 19L104 21L101 20L102 19ZM137 16L138 15H136V17ZM162 16H161V18L159 17L161 20H158L159 18L156 19L157 17H155V18L153 17V18H154V20L158 21L160 23V25H161L164 21H166L165 19L168 17V16H164L165 19L163 18L164 19L163 20L162 19ZM182 16H184V15H182ZM190 16H192V15H190ZM190 16H188V17H190ZM225 16H226V18H225ZM26 17H28V20H27ZM33 17H35L36 20L33 19ZM85 17H87V15ZM119 17H121V16H119ZM179 17H181V16H179ZM188 17H187V19H188ZM38 18H39V16H38ZM142 18H140V19H142ZM172 18H171L172 22L171 21L169 22L168 20H170V19H168L167 20L168 21L167 23H169V24L171 23L170 24L171 26H174V25H176V26L178 25L179 26V23H181V22H179L178 24H176V23L178 21H180V20L179 19L178 20L176 19L177 22L174 21L175 22L174 23L173 20H175V19H172ZM217 18L215 16V19L216 20H217ZM62 19L65 21L64 18H62ZM34 20L37 22V24H40V23H43V24L40 25V26H38V25H36L35 22L32 23ZM63 20H61V21H63ZM142 20L145 21L144 19H142ZM150 20L149 19H146V21H148V22L145 21L146 23H148L149 28L152 25H154V24L156 25V23H154V24L151 23L153 20L152 21H150ZM61 21L60 22L58 21L59 24H61ZM66 21H69V20H66ZM102 21H103L104 24L102 23ZM143 21H140L141 24H142ZM156 21H153V22H156ZM160 21L161 22L163 21V22L161 23ZM54 22H56V21H54ZM54 22L53 23L50 22V23H52L53 25H56V24H54ZM58 22H57V24H58ZM63 22H62V24H64ZM134 22L136 23L137 22V19ZM134 22H132V24H134ZM189 22L190 21H188V23ZM218 22H217V24H218ZM137 23H139V21ZM164 23H166V22H164ZM172 23L174 25H172ZM188 23H186V24L189 25ZM99 24L101 26H99ZM110 24H111V27H110V25H108V23L106 24V26H109L110 28H112L113 27L112 22ZM166 24H163V25L165 26ZM48 25H50V24H48ZM160 25H158V26H160ZM163 25L160 26L161 29H159L160 27L159 28H155V30L158 29L159 31H157V33L154 32V34H158V33L160 34L161 30L162 29H165L167 27V25H166V27H164ZM190 25H192V24H190ZM106 26H105V28H106ZM132 26H134V25H131V27ZM140 26L142 27V25H140ZM148 26H147V29H149ZM154 26H153V28L151 27L152 29H150L149 32L151 30L152 31H155V30H153L154 29ZM198 26H200V25H198ZM60 27H62V26H60ZM66 28L68 30L69 27L66 26ZM128 28L130 29V31L129 32L127 31L129 33V35H127V36H132V34H133V35H136V37H138L137 35L142 34V32L143 31L145 32V30H146V29H143V31L140 34H137L139 32V30H140V29L138 30V27L134 26V28H137L136 30L138 31L136 33H135L136 30H134L133 28H132L133 30H131L130 25L127 26V29ZM170 28L172 29V27H169V25H168L167 32L170 31V34L169 35L168 34L166 35L167 32L166 33H163V32L166 31V29H165V31L162 30L163 32H161V35L162 36L164 34L166 35V40H168V37L172 33H174L176 31V30H173L172 29L173 32H171L172 30ZM182 28L184 29L183 26H182ZM119 29L121 30L120 31L121 34H119ZM199 29H200V27H199ZM94 30H95V32L97 31L98 33L95 34L94 33ZM179 30H180V28H179ZM243 30H244V32H242ZM132 31H134V32H132ZM146 31H147V33H144L145 36L148 35V36H146L147 37L146 40H145V38H144L143 35H140L141 38H142V39L140 38L141 41L139 40V37L136 38V40H133L132 39L133 41H137V42H135V43H137L135 46H137L139 44L141 47L142 46H146L147 47L146 49H149L148 46H150V45L152 46V44H150V41H147L148 40V37L150 38V37H153L154 36L156 38V35H154V34L152 35L153 32H150V34H148L149 33L148 30H146ZM240 31H241V33H239ZM130 32H132V34ZM60 33H61V35L62 34H65L66 35V33H67V34H70L71 36L68 35V37H66L67 35L66 36L64 35L66 38H64V36H62L63 38H60V36H61ZM178 33H177V35L174 34V36L176 35L175 37H177V36L180 37L182 35V31L181 30H180V35H178ZM159 34L157 35L158 38H160V36H161ZM239 34H240V36H239ZM244 34H242L243 37L245 36ZM89 35H91L93 38L92 37L90 38ZM98 36H100V35L98 34ZM122 36H120V38H119L120 39L119 43H117L118 42L117 37L114 38L115 40L113 39L112 43L114 42V45H115V43L117 44V45H115V47L118 46V44H120V43H122L124 41V38ZM164 37L165 36L161 37L160 39H163ZM175 37L173 38L172 35H171V38L176 39ZM129 38L131 39V37H129ZM133 38L135 39L134 36H133ZM80 39H78V40L80 41ZM110 39H112V37H110ZM153 39L150 38L149 40H153ZM251 39H250V41H251ZM78 40L76 39L75 41L78 42ZM90 40L92 42L91 44H90ZM132 40L129 41L130 42V46H131V44L133 42ZM159 40L156 39V41H159ZM164 40H165V38H164ZM164 40H161L159 42L161 44H162V42H164V44H165L166 41H164ZM138 41H140L141 44ZM156 41L153 40L151 42L154 43ZM256 41H251L250 43L256 42ZM27 42H28V44H27ZM69 42H71V43H69ZM125 42H128V41L126 40ZM242 42L244 44V41H242ZM246 42H247V40H246ZM148 43H149V45H148ZM166 43L168 44V42H166ZM197 43H195V44L197 45ZM248 43H249V40H248ZM37 44H38V47L40 46L39 44H41L42 48L44 49L43 53L45 52L44 55L45 54L47 55V53L49 54L48 55L49 57L46 56V59L49 60L48 62H47V60H44V62H40V61L36 60V57H39L38 55H41V52H42V49L40 50V48L37 49V52L35 51V49L37 47ZM142 44H144V45H142ZM156 44L157 43H155V46L154 47L152 46V48H150V49H154L153 52L152 51L149 52L148 50H146V51L148 53H152V54L156 52L153 55L154 56L156 55L155 57H157L159 55V57H160V56H162V53L160 52L162 50V51H164V57H165V53H166L165 51H167L166 50L167 45L165 46V49L164 48L163 49H160V47H162V45L160 44V47H159V45H156ZM164 44H163V47H164ZM78 45H81V44H78ZM104 45L105 44H103V46ZM139 45L137 47H140ZM256 45L258 46V43ZM262 45H261V47H262ZM89 46H90V48H89ZM97 46H101V45H97ZM135 46L134 47L131 46V47H133L132 49H134L133 51H135L137 49V47H135ZM259 46H260V44H259ZM155 47H157V49L159 48L160 50L159 49L158 50L156 49L157 51H155ZM83 48L84 49H86V48L89 49V51L86 50L88 53L90 51L97 52L98 53L97 55H98L99 58H102L101 56H103V58L105 60L107 59L108 62H106V64H105V62H103V61H105V60H103V58H102V61L100 59H98V61H95L94 59H92V58H94V56L90 57L91 55H89L88 53H86V51H84V52L82 51ZM103 48H107V47H103ZM119 48H121V46H119ZM234 48H236V47H234ZM115 49H113L114 50L113 53H115ZM144 50H145V47L144 48L143 47L140 48L139 50H137V51L140 52L139 53L140 54L139 55L140 57H138V55H135V54H133V57H136L137 56L136 59L137 58L138 59L139 58L141 59V56H142L143 57V60L149 61V63L152 62L153 61L152 58L149 57V54L148 55H145V54H147V52L144 51ZM38 51H41V52H38ZM123 51H125V50H123ZM158 51L160 52L161 55L158 53ZM62 52L65 54V57H64V58H66L65 60L66 61H69L68 63L71 66L69 68V67H66L65 64H62L61 65V66L65 67V68H68L71 71L70 73H68L69 70L67 72H65L64 70H67V69H64L62 67V70L64 69L63 71L65 72V75L64 74L63 75L66 76V73H67L68 74L67 76L69 78L71 76H73V78L71 77L70 79L69 78L67 79V77L66 78L62 77L61 74L63 72L61 70H59L61 68L58 67V65L61 64V62L58 65H56L54 63L55 60H57V59L59 60V55ZM93 52L90 53V54H92V55L94 54L95 55L96 53H93ZM120 52H122V51H120ZM169 52H170V50H169ZM113 53H111V54L113 55ZM128 53H130V52L128 51ZM128 53H127V55L130 56V54H128ZM142 53H143L144 56L142 55ZM168 53H166V54H168ZM172 54L173 53L170 54V57L172 56ZM175 54H173V55H175ZM44 55L43 56L41 55V57H44ZM97 55H95V57ZM116 55H117V53H116ZM118 55H119V57H121L122 56V53H118ZM240 55L244 56V53L239 54V57H240ZM62 56H64V55H62ZM145 56H148L151 60L150 59H147L148 57L146 58ZM150 56H152V55H150ZM242 56L240 58H242L243 61L239 57L238 58L242 62H245L246 61V58H244L245 59L244 60ZM125 57H126V55H124V57H123L124 59L121 58L122 61L125 60ZM162 57H160L161 60H163ZM157 58H156V61L158 62L160 60V58H158L159 60ZM60 59H61V56H60ZM74 59L75 60L78 59L79 62L78 61L75 62ZM53 60H54V62H53ZM164 60H166V58ZM62 61H64V60L62 59ZM88 61H92V62H88ZM99 61H101L100 63H102L104 66L102 64H101L102 66H100ZM143 62H145V61H143ZM162 62H165L166 63V61H161V64H162ZM169 62H174V61L173 60H171V61H168L167 60L168 66L170 65ZM128 63H129V61H128ZM133 63L131 62L132 65H133ZM145 63L148 64L147 62H145ZM145 63H143V64H145ZM153 63H155V62L153 61ZM158 63H160V61ZM92 64H93V68L95 66H97V65H98V67H96L94 69L92 67L90 68V66ZM127 64L125 63L123 65H127ZM131 64L129 63V65H131ZM166 64H164L165 67H166ZM171 64H173V63H171ZM178 64H179V62H178ZM139 65H141V63H139ZM156 65L158 66L157 63H155V65L151 64V65H148V66H150L152 68V66H156ZM164 65L162 64V66H161L162 69L165 68V67H163ZM174 65H175V63H174ZM168 66L165 69H163V70L166 71V69H168V71L171 73L172 70L169 69V67H171V66H169V67ZM88 67L90 68V70L91 69L95 70V71L92 70L93 73H95V75H93L92 71H89V74L87 73L88 71L86 72V68H88ZM135 67H137V66L135 65ZM174 67L175 66H173L171 68H174ZM97 68L99 70L101 69L103 71L104 70H107L108 72L109 71H112L113 74L110 72L111 75H108V72L107 71H104V73L107 72V75L104 74L103 72L102 73H99L101 70L100 71L97 70V72L99 71L97 73L96 72V69ZM156 68H154V69H156ZM131 69H132V67H130V71H133ZM140 69H142V68L140 67ZM114 70H115V74H114ZM174 70H176V68H174ZM58 71L59 72L61 71V73H59ZM176 71H175V73H176ZM135 73H136V71H135ZM152 73H154V72H152ZM156 73H157V71H156ZM175 73H173V74H175ZM69 74H72V75H69ZM173 74H172V76H173ZM91 75H93V76H91ZM148 75H149V73H148ZM159 75H160V73H159ZM165 75H167V77H168V74H165ZM178 75H179V71H177V75H174L173 77L178 76ZM171 77H170V79H171ZM132 79H133V76H132ZM149 80H147V81H149ZM175 80H176V78H175ZM161 81H164V79H161L160 78V81H159L160 83L164 84ZM128 83H130V82H128ZM144 86H145V84H144ZM120 87H122V88H120ZM164 87H165V85H164ZM118 89L119 90L123 89V90L118 93ZM135 90H137V89H134V92H135ZM131 92H133V91H131ZM138 95H139V92H138ZM135 96H136V93H135ZM127 100H130V101H127ZM145 101H147V100H145ZM150 102H152V101H150ZM135 103H136V106L137 107L139 106L138 109H137L138 113H135V112H137L135 110L136 108L135 107H134L135 109L133 108V105ZM137 103H138V105H137ZM130 107H131V109H130ZM142 107H143V111L141 110ZM146 107H148V106H146ZM132 108H133V111H132ZM140 110H141V112H140ZM140 114H142V115L140 116ZM153 125H155V124H153ZM99 135H102V136L100 137ZM98 136L100 138H98ZM107 136H109V138L112 139L111 142H113V140L114 141H117V140L113 139V138H116V136H117L116 139L120 138L121 141L127 140V138L129 139V137H131L127 142L124 141L126 143H130V145L128 144L130 147H129V149H127V152L129 154L126 152V148L127 147L125 148V146L123 145V143L121 144V141H120V143L118 145H117L116 142H114V143L118 146V150H119V147H122L123 146V150L122 151H124L126 153V156H124V154H123L124 157H122V153H124V152L121 153V149L122 148L119 151L116 150V151H118V152L121 153V154L117 155L116 157H114L113 155H115V153L118 154V152L115 151V153H113L114 150H113V152L110 151V155H106V154L109 153V149H107V147L109 145L106 142L103 143L104 141L101 142L99 140L105 139V141H106V140H108L106 138ZM122 137L125 138V139L123 140ZM79 140H81V141H79ZM84 140H85V142H87L89 140L90 141V144L92 143V141H94V144H91L90 147H88L89 146L88 145L89 144V141H88V144H87L88 146H87L85 144ZM76 141L77 142L79 141V144H80V142L81 143L84 142V143L80 144L81 145V151L79 149L80 147L79 148H78V146L76 147L77 150L79 149L78 151L80 152V154H78L79 152L76 153L77 152L76 148L74 149L73 147H71V148H73L71 150V154H70V152H68L69 154L67 153V156L69 157L71 155L72 157L70 156L71 158L68 159V157L65 156L63 150H61L60 146L62 147V149H65L64 151L66 153L67 146H63V145H67V144L70 145V144H72L71 142H73V145L76 146V143H74ZM95 141H97V143ZM136 141H135V143H137ZM100 142L104 146L106 144V147H103L102 148L104 150V152H103V150H101V147H100V146H102L101 144L98 145V147H100V150H98L99 148L97 147V144H99ZM107 142H109L110 146H111V144L114 145V143H111L110 140L107 141ZM95 143H96V148H95ZM135 143H134V147L136 146ZM120 144H121V146H120ZM82 145H86L88 148L86 146H82ZM125 145L127 146V144H125ZM142 145H144V144H142ZM93 146H94V148H93ZM110 146L108 148L112 149L111 148L112 146L111 147ZM83 147H86V148H83ZM168 147L169 148H173V147H170V145L167 146L166 148H168ZM68 148H69V146H68ZM82 148L83 149H87V150L89 149L88 150L89 152L92 149H93L92 152L95 151L94 149H96V152L95 153L93 152L92 153L93 156H92L91 155V152L89 153L88 151H85ZM124 148H125V150H124ZM136 149H137V151H135ZM10 150H12V153H11ZM106 150L108 151V153L107 152L105 153ZM73 151L75 152V155H74V152ZM97 151H99V152L101 151L100 152L101 154H102V152L104 153V154L101 155L102 159L105 158V157H103L105 155H106V157L111 156L109 158V160H108L109 162L105 158L107 162L105 161L104 163L101 164V165L104 164V169H103V166H102V169H101V165H99V163L102 162V159H101V161L99 160L98 163H95L96 162L95 159L98 160V158H95V157H99V159L101 158L99 152L97 153ZM61 152H63V155L62 156L60 155ZM72 152H73V155H72ZM81 152H83V153H81ZM84 153H86V154H84ZM96 153L99 154V155L97 156ZM192 153H194V152H192ZM5 154H7L9 156H7ZM81 154H84V156H79ZM89 154L92 157V159H90L91 157H89ZM139 154H141V153L139 152ZM139 154L137 156L138 158L140 157ZM2 155H4L5 158H3ZM120 155H121V157H120ZM6 156H7V158H6ZM29 157H37V158L39 157L38 159L36 158L37 161L34 160L35 161L34 163H37V166H38L37 168H36V166L34 168V165L31 164V165H33L32 166L33 168H32L31 165H30V163H27L26 166H25V164H21L22 162L20 163V161H22L24 159H27ZM60 157H63V158H60ZM66 157H67V160L68 161L65 160ZM81 157H82V159H81ZM83 157H84V160H83ZM85 157L88 158V160L90 159L91 162H92L93 157H94L95 159L93 161H95V162H92L93 164L90 165V166H89V164L86 165V163H88V160ZM129 157L132 158L133 155L132 156L130 155ZM137 157H136V159H138ZM143 157L144 156L141 154V157L140 158L143 159V160H145L146 157H145V159ZM111 158H112V160H111ZM126 158L129 161H127ZM62 159H64V161ZM85 159H86V163L84 162ZM121 159H123V160L125 159L127 162L126 161H123L122 163H123V165L125 163L127 165L122 166L120 164V162L122 161ZM60 160H62V161H60ZM81 160H83V161L81 162ZM110 160H111V162H110ZM90 161H89V163H90ZM17 162L20 163V164H17ZM41 162H40V164H42ZM15 163L17 164V166L16 165L14 166ZM31 163H33V162H31ZM109 163L110 164L112 163L113 165L115 164L116 167L119 166V165H121V166H119L117 169H115L116 167L113 168L115 170H113L111 167H109V168H111L109 170L114 172V173L113 172L111 173L110 171L108 172L105 169L106 164H108V166H110ZM55 165H56V167L54 168ZM57 165L59 166V168L57 167ZM82 165H83V167H81ZM84 165H85V167H84ZM113 165H112V167H114ZM87 166H89V169L88 170H91L92 166L93 167L96 166L95 167L96 170L94 168H92V170L94 172L97 171L98 174H95L94 172H92V170L90 171L91 174H88L90 172L89 171L86 172L87 171V168H88ZM19 167L17 169H19ZM98 167L100 168L99 170H97ZM83 168L86 169V170H83ZM106 168H107V166H106ZM31 169H29L30 173H32ZM9 170H11V171H9ZM104 170H105L106 173L101 174ZM119 170H117L116 172H118ZM44 173L41 174V175H44ZM92 173H94V174H92ZM99 173H100V175H99ZM115 174H117V173H115ZM3 175H4V177L6 175V177L3 178ZM36 175H38V176H36ZM9 176H10L11 179L9 178ZM110 176H112V179L115 178L113 180L114 183L112 182V179H111ZM13 177H15V180L13 179ZM5 179H7V181ZM8 179H10V180H8ZM13 180L15 182H13ZM5 181L7 182V184H6ZM29 181H31V183ZM11 183H13V184H11ZM1 185H0V187H1ZM17 186H18V188L20 187L19 190H18ZM2 191H3V194L1 193ZM88 193H86L87 196H89ZM116 194H118L117 191H116V193H112V196L114 197ZM78 195H80V196H78ZM112 196H109L111 198H109V199L107 198V200H110L111 202H109V203L113 204V206H114V204H116L115 202L117 200L115 201V198H112ZM8 200L7 199L5 200V198H4V200L2 202H4V201L6 202L7 201L6 203H4L5 205H7ZM15 200H16V202L14 203ZM109 203H108V205H111ZM104 204H106V203H104ZM8 205H9V203H8ZM3 208H4V206H3ZM5 208H8V206L5 207ZM18 208H19V206H18ZM6 210L10 211L11 209L10 210L9 209H6ZM17 214H16V217L19 216V214H18V216H17ZM101 214H102V212H101ZM25 215H27V214H25ZM13 217H14V215H13ZM101 217H102V215H101ZM27 219L28 218H26V222H27ZM84 219L86 221H83ZM131 219H132V217H131ZM23 220H25V219H22L21 220L22 223L25 222ZM109 220L110 219H108V221ZM38 222H40L41 224H43V227L45 226V228L42 229L41 226L39 227L40 224H37ZM133 223H134V221H133ZM22 225L25 228L28 229L26 232H29L30 231V233H27V234H29V236H31V237L33 235L37 234L39 229L40 230L42 229L43 231H44V229H46L45 230V233H42L41 232L42 230L41 231L39 230V233H41L42 235L47 234V235H45L46 239H45L44 236H42V238H39L38 237V236H40L39 233L37 234L38 236L36 235L33 238L30 237L31 239L28 238L27 237L28 235L25 234V228ZM31 225H32V227H30ZM18 227H20V228H18ZM33 227L36 228V229H37V227L39 228L38 230H36L37 233H35L36 231L34 232L35 229ZM23 228H24V230H23ZM5 230H7V231H5ZM32 230H33V233H35V234H32ZM17 231H20V232H17ZM22 231H24V232L22 233ZM19 233H22V235L23 234L26 235V236L24 235L26 241H25V239H23L24 236H19ZM52 233H50L49 235H52L53 236L54 234H52ZM90 233H93V234H90ZM62 236H59V237H62ZM57 237H55L53 239H56ZM59 237H58V239H59ZM23 242H25V243H23ZM34 242H35V244H34ZM62 242H66V241H62ZM52 243L57 244L55 242H52ZM52 243H50V244H52ZM32 244H34V245H32ZM108 244H110V243H108ZM65 246H66V244H65ZM81 246L82 247L85 246V247L82 248ZM34 247L35 248H38V249L40 248V250L42 249V247H43V249L45 248L46 251L42 249L44 251L43 254H41V251L39 250V253L42 255V257H41V255H39L41 257V259L36 256L39 253L38 254L31 253L32 251L33 252H36V251L33 250V249H35ZM70 247H72V246H70ZM31 248H33V249L30 251V253L33 254L34 257L29 256L30 257L29 258L28 256H25V254H23V253H25V252H23V250L24 249H27L29 251ZM58 248H60V247H58ZM72 248H74V247H72ZM100 248H102V249H100ZM107 248L108 249H111L109 247H107ZM94 249H96V250H94ZM108 249H106V252L109 251ZM27 250H24V251H27ZM74 250H76V249L74 248ZM85 251H83V252L84 253H87ZM73 252H75V251H73ZM104 252H105V250L103 249V252L102 253H104ZM108 253H110V252H108ZM27 254L29 255V253H27ZM105 255L106 254H104V256ZM101 256H103V254H101L100 257ZM33 258H35L36 261H34L35 259H33ZM65 258H66V260H65ZM30 259H31V261H30ZM38 259H40V261ZM37 261H39L40 263H38ZM61 261L59 262V260H56V263L59 262L60 264H62ZM79 261L80 260H78V262ZM23 263H21V264H23ZM31 263H29V264H31ZM56 263H53V264H56ZM33 264H35V263H33Z\"/></svg>", "mask_w": 264, "mask_h": 264}]
</instances>
